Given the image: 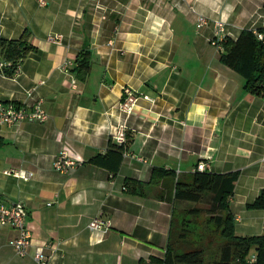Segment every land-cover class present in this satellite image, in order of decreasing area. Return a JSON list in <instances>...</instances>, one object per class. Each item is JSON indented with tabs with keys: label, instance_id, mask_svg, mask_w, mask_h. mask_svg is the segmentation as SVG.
<instances>
[{
	"label": "crops",
	"instance_id": "0c3cea01",
	"mask_svg": "<svg viewBox=\"0 0 264 264\" xmlns=\"http://www.w3.org/2000/svg\"><path fill=\"white\" fill-rule=\"evenodd\" d=\"M44 2V6L39 4ZM264 0H0V39L27 33L37 49L18 77L0 73V102L42 99L44 124L0 127V203L21 202L31 235L28 254L8 245L0 229V264H36L37 247L55 250V264H147L168 245L177 182H189L199 163L207 172H238L229 201L235 235H264V211L247 210L264 190V98L220 62L211 25L226 38L264 28ZM58 36L60 44L47 40ZM82 50L89 71L73 72ZM71 61L68 72L60 67ZM76 81V88L71 82ZM43 82L42 85H38ZM36 87L32 99L25 92ZM141 98L121 111L122 90ZM142 97H147L145 100ZM123 126L126 144L110 153L111 133ZM65 149L80 165L54 172ZM107 158L96 166L95 157ZM23 170L28 181L4 175ZM111 223L93 235L90 222ZM50 252V251H48ZM205 252L212 264L218 253Z\"/></svg>",
	"mask_w": 264,
	"mask_h": 264
},
{
	"label": "trees",
	"instance_id": "16d2710c",
	"mask_svg": "<svg viewBox=\"0 0 264 264\" xmlns=\"http://www.w3.org/2000/svg\"><path fill=\"white\" fill-rule=\"evenodd\" d=\"M264 10V4H263ZM264 36V28L256 30ZM220 62L235 72L244 81V90L256 97L264 98V43L256 37L254 31H243L235 40H225L221 44ZM25 33L18 40L0 39V59L6 63L2 73L7 77H14L16 66L29 54L36 53ZM89 51L82 50L76 60L73 72L83 79L89 71ZM126 144V143H125ZM124 145H117L109 141V153L121 154ZM107 158L95 157L90 163L96 166H106ZM238 172L227 174H212L207 171L194 172L189 182H177L174 200L177 203L208 204L207 215L220 232L225 242L221 246L217 259L212 264H264V235L241 237L235 235L234 217L230 211L229 201L233 196ZM247 210L264 211V190L258 197L246 206ZM203 213L192 210V215ZM175 232L173 216L169 230L166 252L162 259H152L147 264H204L206 249L196 247L182 253L174 249ZM179 239H184L183 235Z\"/></svg>",
	"mask_w": 264,
	"mask_h": 264
},
{
	"label": "built area",
	"instance_id": "2783aa9c",
	"mask_svg": "<svg viewBox=\"0 0 264 264\" xmlns=\"http://www.w3.org/2000/svg\"><path fill=\"white\" fill-rule=\"evenodd\" d=\"M41 6H44L43 1H39ZM212 26L213 38L211 39V45L217 52L222 50L221 44L226 38V24L223 21H213L210 23L204 17H198L196 19V27L198 29ZM258 40L264 43V36L254 31ZM47 40L54 44H60L61 38L58 36L48 37ZM72 66L71 61H65L60 67L63 72H68ZM6 67V63L0 59V73ZM21 73V65L17 64L14 77H18ZM40 82L38 85H42ZM72 87L76 88V81L71 82ZM36 87L25 92L26 97L32 99ZM141 97L134 93L130 88L125 87L122 90V101L119 105L121 111L127 115H131L134 106L137 104ZM145 100H149L147 97H142ZM48 119V115L43 109L42 99H36L32 104L18 105L13 102H0V127L13 128L21 125L22 123L44 124ZM111 140L117 145H124L126 143V133L123 126L118 127L111 133ZM264 161V157H263ZM80 162L75 160L69 155L65 149H61L53 160L52 168L55 173L62 176H67L72 173ZM207 171V165L199 163L194 172ZM4 175L12 177L22 181H28L32 174L23 170L18 171H5ZM27 211L25 206L21 202H16L11 205H4L0 203V229H10L16 233V237L9 241L8 245L12 248L14 253L18 257H25L30 249L31 235L26 227ZM111 228V223L108 220H103L101 217L93 219L88 225V230L93 235H99L100 233H107ZM50 251V252H48ZM55 256V250L50 246L37 247L34 250L33 259L36 264H55L53 258Z\"/></svg>",
	"mask_w": 264,
	"mask_h": 264
},
{
	"label": "rangeland",
	"instance_id": "374dc122",
	"mask_svg": "<svg viewBox=\"0 0 264 264\" xmlns=\"http://www.w3.org/2000/svg\"><path fill=\"white\" fill-rule=\"evenodd\" d=\"M200 210L203 213L192 215V210ZM208 204H178L173 211L174 232L176 235L174 249L177 253H182L196 247L205 248L210 251L208 256L218 253L224 245L220 232L210 223L207 215ZM183 235L184 239H179Z\"/></svg>",
	"mask_w": 264,
	"mask_h": 264
}]
</instances>
